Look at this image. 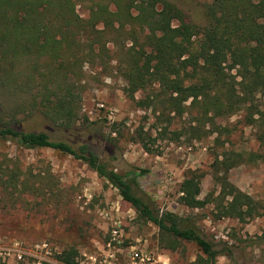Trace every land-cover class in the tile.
<instances>
[{"label":"trees","instance_id":"1","mask_svg":"<svg viewBox=\"0 0 264 264\" xmlns=\"http://www.w3.org/2000/svg\"><path fill=\"white\" fill-rule=\"evenodd\" d=\"M77 4L85 6L87 17ZM113 59L128 96L149 91L139 105L160 101L182 114L191 99L196 114L187 131L193 138L215 134V142L224 143L221 136L231 129L217 119L240 111L241 121L257 127L263 151L226 149L214 156L211 194L199 197L202 174L196 171L179 189L180 202L189 208L213 203L216 218L246 222L263 214L264 205L232 183L228 171L240 163L264 162V0H211L201 22L171 0H0V145L50 148L82 160L139 218L157 227L159 248L175 251L192 242L201 254L189 264H215L222 251L195 221L160 211L140 188L137 177L145 169L119 172L89 143L55 139L40 127L46 120L74 128L86 67L109 73ZM3 147L0 199L17 200L36 189L33 174ZM77 255L69 246L57 258L77 264Z\"/></svg>","mask_w":264,"mask_h":264},{"label":"rangeland","instance_id":"2","mask_svg":"<svg viewBox=\"0 0 264 264\" xmlns=\"http://www.w3.org/2000/svg\"><path fill=\"white\" fill-rule=\"evenodd\" d=\"M171 1L201 22L204 6L211 0ZM76 9L87 17L85 6L77 4ZM116 63L113 59L109 73L101 72L100 67H86L80 118L74 128L64 130L46 120L40 127L55 139L89 143L114 170L145 169L137 177L140 188L160 211L170 210L195 221L205 238L222 251L215 264H264V213L239 222L216 218L213 203L189 208L179 199L180 184L190 171L202 174L200 198L215 190L210 165L216 154L226 149L263 151L257 127L241 121L244 113L240 111L217 119L218 124L231 129L223 132L224 143L215 142V134L193 138L187 131L196 114L189 105L191 99L182 114L170 111L160 101H154L151 107L139 105L137 101L145 99L149 91L140 90L134 98L128 96ZM3 149L19 156L22 169L32 172L36 189L17 200L0 199V264H68L57 254L69 246H75L78 255L81 248H91L104 236L108 218L115 215L112 208L117 206L127 235L146 239L159 248L157 227L139 218L118 190L82 160L50 148L19 149L7 143ZM228 177L264 205V162L240 163L228 171ZM43 242L50 247L49 253L33 249L34 244ZM15 250L24 252L21 259ZM167 253L177 264H189L201 251L184 241L177 250Z\"/></svg>","mask_w":264,"mask_h":264},{"label":"built area","instance_id":"3","mask_svg":"<svg viewBox=\"0 0 264 264\" xmlns=\"http://www.w3.org/2000/svg\"><path fill=\"white\" fill-rule=\"evenodd\" d=\"M112 209L115 215L108 218L110 223H107L108 228L104 236L94 241L91 248L79 250L77 264H177L170 259L166 251L150 245L146 239L129 237L125 231L123 216L119 213L120 207ZM107 215L108 212L105 213L106 218ZM32 247L35 251L39 249L45 250L46 253L50 251L46 242L34 244ZM15 251L17 257L21 259L24 252Z\"/></svg>","mask_w":264,"mask_h":264}]
</instances>
